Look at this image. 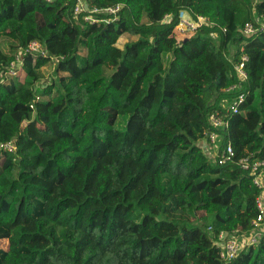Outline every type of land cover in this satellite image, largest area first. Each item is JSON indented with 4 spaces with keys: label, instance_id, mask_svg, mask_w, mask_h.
<instances>
[{
    "label": "trees",
    "instance_id": "obj_1",
    "mask_svg": "<svg viewBox=\"0 0 264 264\" xmlns=\"http://www.w3.org/2000/svg\"><path fill=\"white\" fill-rule=\"evenodd\" d=\"M83 1L121 10L87 22L77 0H0V264H264V231L230 262L217 241L249 235L259 213L239 162L264 160V0ZM181 13L205 23L179 38ZM246 24L263 30L245 36ZM121 37L135 39L119 49ZM33 41L43 55L26 52ZM241 50L249 81L226 92ZM209 132L231 162L199 145Z\"/></svg>",
    "mask_w": 264,
    "mask_h": 264
},
{
    "label": "built area",
    "instance_id": "obj_2",
    "mask_svg": "<svg viewBox=\"0 0 264 264\" xmlns=\"http://www.w3.org/2000/svg\"><path fill=\"white\" fill-rule=\"evenodd\" d=\"M45 2H52L53 0H44ZM121 10V5H116L114 7H108L105 9H97L95 7L90 8L86 7L83 0H77V3L74 8V12L79 14L81 12H86L87 14L84 17V20L87 22H96V18L92 14H106L111 17V20H116L119 11ZM170 20V16L165 17V22ZM109 21V20H107ZM205 23L203 17H198L196 20H191L188 17H185L184 14L179 15L178 24L175 29L187 35L193 33L199 28L202 24ZM177 30V31H176ZM263 30V26H253L251 24H246L242 29L241 33L245 36H252ZM26 52L31 54H44V50L41 44L37 41H33L29 44ZM240 56L239 62L234 66L236 75L238 76V83L235 86H232L226 90V92H232L237 88H241L243 84L248 80L249 77L246 73L245 67L248 63V56L243 53ZM21 58L18 55L15 60L10 64L8 69L5 72L7 78L14 77L17 73V70L21 66ZM250 97V92L238 94L228 105V110L234 114H238L244 110L246 107L247 101ZM209 124L213 130H219L227 127V123L222 119L218 114H211L209 116ZM206 140L209 141L213 149H216L213 156V161H216L218 165H225L231 162L234 153L230 145L221 151L217 150L216 142L218 140L215 132H209L206 135ZM5 147L11 151L13 149L12 145L7 144ZM209 150L207 149V153ZM241 169L246 171L251 177L252 182L255 187L260 191L257 199L256 205L258 208V215L255 220L252 221V231L249 235H243L238 237L227 235L225 233H220L217 237L218 246L220 249V258L224 262H230L235 259L245 248L250 245L257 243L261 233L264 231V160L257 161L251 164L248 158L242 159L240 162Z\"/></svg>",
    "mask_w": 264,
    "mask_h": 264
},
{
    "label": "rangeland",
    "instance_id": "obj_3",
    "mask_svg": "<svg viewBox=\"0 0 264 264\" xmlns=\"http://www.w3.org/2000/svg\"><path fill=\"white\" fill-rule=\"evenodd\" d=\"M177 31V30H176ZM177 37L181 38V37H184L185 35H183V33L177 31L176 33ZM135 38H125V37H121L117 43H116V46L119 48V49H122L125 45V43L127 41H131V40H134ZM82 54H84V52H82ZM251 55V58H253V60L255 61L256 57H257V52L256 51H252L250 53ZM107 67H110L109 64H107ZM54 66H50L49 68H43L41 70V74L39 75V78L36 79V85H39L40 84H44L45 82H50L52 81L53 77H54ZM254 76V70H252V67H251V77L253 78ZM26 126L29 130V135H30V138L33 139L34 141L40 143V144H50L53 140L52 137L50 136H47V135H43L39 132V127L37 125H35L34 123L32 122H29V123H26ZM66 144V142H63L62 143V146H64ZM199 145L202 147V149L205 151V153L208 155V157L213 161V156H214V152L216 151V149H213V147L210 145L209 141L204 139L202 141L199 142ZM207 149L209 150L207 153ZM196 224L198 225H204L206 224L204 221H199L198 223L196 222ZM206 226V225H205Z\"/></svg>",
    "mask_w": 264,
    "mask_h": 264
},
{
    "label": "crops",
    "instance_id": "obj_4",
    "mask_svg": "<svg viewBox=\"0 0 264 264\" xmlns=\"http://www.w3.org/2000/svg\"><path fill=\"white\" fill-rule=\"evenodd\" d=\"M252 51H256V52H257V57H256V59H255V63H254L255 67H254V65H253V67H254L255 70H256V66H257V63H258L259 57H260V55H261V51L258 50V49H254V50H252ZM250 102H251V99H249V103H250Z\"/></svg>",
    "mask_w": 264,
    "mask_h": 264
},
{
    "label": "water",
    "instance_id": "obj_5",
    "mask_svg": "<svg viewBox=\"0 0 264 264\" xmlns=\"http://www.w3.org/2000/svg\"><path fill=\"white\" fill-rule=\"evenodd\" d=\"M184 41H186V40H184Z\"/></svg>",
    "mask_w": 264,
    "mask_h": 264
}]
</instances>
